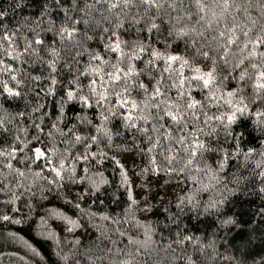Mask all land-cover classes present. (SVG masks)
Listing matches in <instances>:
<instances>
[{
    "label": "trees",
    "instance_id": "16d2710c",
    "mask_svg": "<svg viewBox=\"0 0 264 264\" xmlns=\"http://www.w3.org/2000/svg\"><path fill=\"white\" fill-rule=\"evenodd\" d=\"M112 3L0 0V264H264V90L254 87L264 47L249 56L251 47L226 45L218 32L228 21L217 25L208 14L211 28L196 24L188 0L156 17L151 32L143 6ZM230 11L238 36L253 20L264 24L255 0ZM181 28L189 35L180 38ZM117 39L126 60L108 50ZM113 64L136 74L113 84ZM213 67L211 89L186 79ZM125 99L139 107H121ZM193 101L200 104L187 109ZM169 111L185 119L173 122ZM129 112L146 133L126 127Z\"/></svg>",
    "mask_w": 264,
    "mask_h": 264
},
{
    "label": "snow or ice",
    "instance_id": "6c2138e0",
    "mask_svg": "<svg viewBox=\"0 0 264 264\" xmlns=\"http://www.w3.org/2000/svg\"><path fill=\"white\" fill-rule=\"evenodd\" d=\"M186 2V0H116V3H112L111 4V8L116 9L118 7H123V8H128L129 6L132 5H136V6H143L145 9L144 12V16L148 18V21L150 22L151 26L150 28L147 29V31L151 32L154 29H158V25L154 22V19L156 17H159L161 19H163L164 16H168L170 15V11H175L176 10V4H180L183 5ZM189 3L194 4L197 11L194 14L195 15V23L196 24H201L202 22H205L208 24V27L211 28L212 27V23H208L205 20L206 15L210 14L211 16V21L214 22L215 24H220L221 21H228L225 23L224 25V30L219 31L218 32V37L220 39H223L226 43V45L228 46H235L237 48L240 49L241 52H243L245 49L248 48H252V50L249 52V56H255L256 55V48L259 47H264V24H260L258 27L257 22L255 20L252 21L253 27L249 28L248 30H243V28L240 29V35H236L237 32V28L239 27L236 22L234 17H232L231 8L237 7V0H188ZM248 2H251V0H248ZM255 2L257 4H259L262 8V12L261 15L264 16V0H255ZM167 5V7H166ZM217 9H220L219 12H217ZM150 10H155V17H149V11ZM246 11V9H245ZM4 13L0 12V16H3ZM188 19L192 20L193 19V14H189L188 15ZM134 23H139L138 20H134ZM105 31H107V29H105ZM191 32H195L196 29L192 28L190 30ZM72 35H74V33H68V36L71 37ZM114 35V34H113ZM171 35V33H170ZM177 35L180 38L186 37L189 35V31H185L183 28H181L179 30V32L177 33ZM198 35L200 37H204V32L201 31L198 33ZM245 41L243 43V47H241V40ZM207 39V38H205ZM217 41V36L213 35L211 37V40L208 41L209 43V47H211V44L213 42ZM36 43H41V41L37 40ZM224 48V45H218V50ZM108 50L114 53H120L121 54V59L122 60H126L127 59V54H124L121 52V45L119 40L117 39L116 42L114 43V45H109L108 46ZM141 52L144 51V46L141 45L140 49ZM151 55L153 57L156 58H160L161 54L158 52L153 51L151 53ZM225 55H227V50H225ZM261 56H264V52L260 53ZM203 56L206 59H212V57L209 55L208 52H204ZM96 59H102V57H95ZM167 59L170 62H175V61H180L183 60V57L178 56V55H172L167 57ZM227 61H225L226 63ZM184 64H188L187 60H183ZM240 63H243V60L240 61ZM183 67V65L181 66ZM251 67L253 69L258 68L259 66L255 63H253L251 65ZM112 68L114 69L113 72H109L107 73L109 79L112 81L113 84L116 85H120L121 83H126L127 82V78L131 77L133 75H135L136 73L134 72V70L131 67L127 68V71H125L124 68H120L118 67L116 64L112 65ZM168 69H165V71H167ZM196 72H200L199 68L195 69ZM244 75H241L240 79H244ZM186 79H190L192 81H198L200 82V84L202 85V87L204 89H211L213 84L216 81V76H215V67H213L211 70H209L208 72L203 73L202 75H197V76H193L191 78H186ZM255 89L257 91L259 90H264V71H260L258 76L255 77ZM185 79H182L180 81V85L183 86L185 83ZM53 83H55V81H53ZM96 81H93V85H95ZM141 88H144V85H140ZM125 91H127V88L124 89ZM10 95H18L19 93H13L11 91V89L8 90ZM93 91H95V89L93 88ZM161 93L159 91V88L156 89L155 93H154V97L155 96H159ZM67 98L68 100H73L76 98V94L73 91H68L67 92ZM229 96L234 95L233 92H229L228 93ZM101 100L107 99V93L105 92L104 94H101L100 97ZM80 100L83 101V103L87 106H91L90 104H88V100L86 97H80ZM229 103H231V101H229ZM127 104H131V108L133 110L137 109L139 107V105H137L134 101H129V100H122L120 101V106L123 107L124 105ZM200 104L199 101H193L191 103L186 104V108L187 109H195L196 107H198V105ZM154 107L159 108V105H155ZM247 109V105H245L244 107H237L236 110L232 113L231 116H228V122L229 124L235 123L236 122V113H240L241 115L244 114V112ZM167 116L170 117V119L173 122L176 123H181L185 118L183 116V114L180 115H174L171 111L166 113ZM257 115H264V113H258ZM122 119H125L126 121L132 122L133 121V116L131 115V112H129V114L127 116H122ZM104 120H107V117H103ZM141 120L146 119L145 117H140ZM216 119H221L220 117H217ZM3 123V120L0 119V124ZM127 128H136L137 131H144L145 133L148 131L147 129H139L137 127V125L132 122L126 125ZM98 131L100 129H97ZM157 129H153V131H156ZM81 139L80 136L76 137V140L79 141ZM89 139H91L93 142L96 141V137L95 136H91L89 137ZM149 141L152 140V137L149 136L148 137ZM186 137L185 136H181L179 137V140L177 141L178 143H183L185 141ZM196 147H198L199 149H204L205 145L203 143H197ZM15 151V150H14ZM149 152L152 151V149L150 148L148 150ZM34 153H35V158L37 160H41L45 157V152H43L40 148H36L34 149ZM14 154V153H13ZM198 153L195 151H192L189 153L190 156L195 157ZM5 155V153L0 152V156ZM93 156H95V153H92ZM84 159H87L88 157L85 156L83 157ZM175 159V157H165V161L169 164L172 163V161ZM153 164L155 163V159L153 158L151 161ZM118 163V162H117ZM193 163L192 159H188L187 161V165H191ZM7 167L11 168L12 165L8 164ZM63 167V164H61V168ZM17 172H19V170H16ZM53 171L56 172V175L59 177L61 176V172L58 169H53ZM181 171H183V169H181ZM19 175L23 176L24 173L23 172H19ZM261 191H264V189H261ZM3 219L7 220L9 219V217L5 216L3 217ZM186 239H191L186 238Z\"/></svg>",
    "mask_w": 264,
    "mask_h": 264
}]
</instances>
